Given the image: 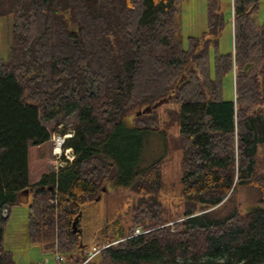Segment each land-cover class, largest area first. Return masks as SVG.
Wrapping results in <instances>:
<instances>
[{
    "label": "trees",
    "instance_id": "obj_1",
    "mask_svg": "<svg viewBox=\"0 0 264 264\" xmlns=\"http://www.w3.org/2000/svg\"><path fill=\"white\" fill-rule=\"evenodd\" d=\"M180 2L0 0V18L12 20L8 54L0 58V264H14L4 229L11 207L30 192L29 240L42 253L62 254L64 264H80L88 248L79 246L71 222L79 223L108 183L138 198L128 208L131 225L114 222L113 237L87 264H264L258 0H206V29L188 36L186 47L174 23ZM225 25L233 44L220 53ZM225 77L233 82L229 98ZM168 95L177 105L170 115L181 150L180 211L157 197L164 154L141 165L152 137L167 153L156 108L129 121L133 109ZM70 111L77 117L70 127L57 121L50 130L42 122ZM69 129L63 147L74 159L46 168L51 132ZM241 187L255 193L245 211L236 197ZM137 225L146 232L131 236Z\"/></svg>",
    "mask_w": 264,
    "mask_h": 264
},
{
    "label": "rangeland",
    "instance_id": "obj_2",
    "mask_svg": "<svg viewBox=\"0 0 264 264\" xmlns=\"http://www.w3.org/2000/svg\"><path fill=\"white\" fill-rule=\"evenodd\" d=\"M222 2L223 5L226 6L225 0H222ZM263 20L264 0H258V9L254 15V21L260 24ZM11 22V16L0 18V58H6L8 54ZM174 23L186 47L188 36H200L206 29V0H181L174 12ZM232 32V28L229 27V25H225L219 37L218 52L222 53L232 49ZM213 56L214 52L210 51V61ZM222 93L224 98H229L233 94V82L229 77H225L223 80ZM176 109L177 105L171 101L156 108L154 113L159 119V130L162 132L164 131L165 134V140L168 144L167 153H164V147L157 141V138L152 137L148 141V146L144 149L141 161V165H146L156 157L164 154L160 163L161 186L157 197L161 204L166 206L168 210L170 209V211L181 210V150L176 147L178 138L177 123L170 115V113ZM136 113L135 109L131 111L129 117L130 122L132 118L135 117ZM76 118V114L70 111L68 113H61L51 120H42V122L51 130L57 121L59 122V128L64 125L70 127ZM58 134L60 133L56 131L51 132L48 151L50 156L48 163L45 165L46 168L49 169H57L60 167L56 157L57 154L54 152L55 140ZM61 135L65 136L66 141L67 138L72 136V130L69 129L65 135ZM65 150L66 149H62L63 155H65ZM258 161L260 166L264 165V151L262 150L258 154ZM63 165L67 166L68 163ZM254 194V191L250 188L241 187L237 190L236 197L239 201L241 210L245 211L247 206L252 203ZM98 196L99 198L97 201L88 205L86 204L82 208L80 221L78 223L77 220L76 223L77 227L80 229V236L78 238L79 246H87L88 251L92 250L94 247L99 248V250L105 247L102 240L113 237L115 232V227H113L114 222L120 220V222L124 224V228H128L131 225L128 221V208L132 201H136L138 198L135 192L131 190L114 189L109 183ZM30 197L31 192L27 193L26 196H22L19 204L11 207L4 229L2 244L6 249L11 251L14 264H36L38 262H46V260L47 264H57L54 254L42 253L38 245L32 243L28 238V202ZM228 208H230V204L226 206V211H228Z\"/></svg>",
    "mask_w": 264,
    "mask_h": 264
},
{
    "label": "built area",
    "instance_id": "obj_3",
    "mask_svg": "<svg viewBox=\"0 0 264 264\" xmlns=\"http://www.w3.org/2000/svg\"><path fill=\"white\" fill-rule=\"evenodd\" d=\"M64 142H65V136L58 134V136L56 137V140H55L54 152H55V154H57L56 157L59 161L58 165L60 167L65 166L63 164L71 163L72 160L74 159V153H73L72 149L70 147H63ZM62 149H66L65 155H63V153H62ZM144 232H146V230H144L141 225H137L134 228V231H133L131 236L140 235ZM98 251H99V248H95V247L92 250H89L87 253V257L84 258L80 264H87L88 260H90L94 255H96ZM54 256H55V260L57 261V264H64V257L62 254H60L59 252L56 251L54 253ZM46 262H47V260H46ZM46 262H38L36 264H47Z\"/></svg>",
    "mask_w": 264,
    "mask_h": 264
},
{
    "label": "water",
    "instance_id": "obj_4",
    "mask_svg": "<svg viewBox=\"0 0 264 264\" xmlns=\"http://www.w3.org/2000/svg\"><path fill=\"white\" fill-rule=\"evenodd\" d=\"M191 63H187V65L185 66V70L188 69V67L190 66ZM186 78V75L183 73L181 74L180 78L178 79V83L183 81ZM171 98V95H168L167 97H162L160 99H158L157 101H155L152 105H148L142 109H139V111L136 113L137 115L140 114H144V113H150L153 109L157 108L158 106L167 103ZM104 190V189H103ZM27 193V191H26ZM77 217H75L72 222H71V227H72V231L74 233H78L79 232V228L77 227L76 223H77Z\"/></svg>",
    "mask_w": 264,
    "mask_h": 264
}]
</instances>
